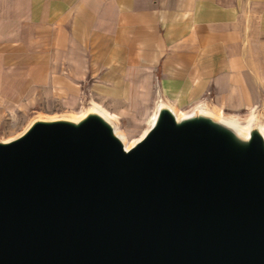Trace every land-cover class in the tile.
Returning <instances> with one entry per match:
<instances>
[{"label":"water","instance_id":"water-1","mask_svg":"<svg viewBox=\"0 0 264 264\" xmlns=\"http://www.w3.org/2000/svg\"><path fill=\"white\" fill-rule=\"evenodd\" d=\"M163 109L125 150L100 116L0 143V264H264V147Z\"/></svg>","mask_w":264,"mask_h":264},{"label":"crops","instance_id":"crops-1","mask_svg":"<svg viewBox=\"0 0 264 264\" xmlns=\"http://www.w3.org/2000/svg\"><path fill=\"white\" fill-rule=\"evenodd\" d=\"M87 85L119 127L163 109L264 121V0H0V117Z\"/></svg>","mask_w":264,"mask_h":264},{"label":"rangeland","instance_id":"rangeland-1","mask_svg":"<svg viewBox=\"0 0 264 264\" xmlns=\"http://www.w3.org/2000/svg\"><path fill=\"white\" fill-rule=\"evenodd\" d=\"M97 105L104 108V106H102L101 103L97 100V98L93 95L88 85L82 88L81 90H79L76 95L70 98H56L51 96L49 92H42L38 95V97H36V99L33 98L31 100H28L24 104L15 106L13 108L11 107L9 110H6L3 113V116L0 117V143H6L18 138L19 136L24 134L36 122H51V121H66V120L69 121V120H76L77 118L78 119L76 122H79L90 115H97L102 117L100 110L96 107ZM177 111L185 112L181 110H177ZM190 112L191 111H189L188 113ZM220 113L222 114L223 120H227V119L231 120L232 122H234V124L242 126L249 123L250 131H257L256 126L259 124L264 125V121L258 120V115L252 111L244 112L241 114H234V115H227L222 113L221 111H216L215 116L216 115L220 116L221 115ZM200 115H202V113H198L197 115L196 114L191 115L182 120L189 119L192 117H197ZM152 117L153 114L150 115L143 122V124H141L143 125V127L140 128H136L135 124L133 125V127H124L125 125L119 127L115 125L116 124L115 119L112 116V114L108 121L104 117L102 118L105 119L109 123V125H111L112 129L116 131L118 134L123 133L122 134L124 137L123 141L126 144L130 145V148H132L138 141H140L139 140L140 135L144 131H147L148 128L151 126ZM216 118L217 117H215L214 119L212 117L211 120L225 127L224 123L217 122ZM227 130L231 133L235 132V129L232 130L228 128ZM246 138L247 137H245L244 135L237 136L239 142H244Z\"/></svg>","mask_w":264,"mask_h":264},{"label":"bare ground","instance_id":"bare-ground-1","mask_svg":"<svg viewBox=\"0 0 264 264\" xmlns=\"http://www.w3.org/2000/svg\"><path fill=\"white\" fill-rule=\"evenodd\" d=\"M99 110H100V113H101V116L102 117H104L107 121L109 120V118L111 117V115H109V114H107V113H105L104 111H102L98 106H96ZM206 107V106H205ZM208 108V107H207ZM85 109V108H84ZM215 110V109H214ZM172 115H173V117H174V119H175V121L177 122V123H180V120H182V119H184V118H186V117H189V116H191V115H193V114H197V113H202V114H205V115H208V116H211V117H213L214 119H215V117H217L216 118V121L217 122H223L224 123V125H225V127H220V129H232V130H234L235 129V132H233L232 133V137L235 139V140H237L238 141V139H237V136L238 135H244L245 137H247L248 136V133H249V131H250V124L249 123H247L246 125H242V126H240V125H237V124H234V122H232L231 120H223V118H222V114L220 115V116H215V114L213 115V114H210V113H208L207 111H204V110H202V109H200V108H197L194 112H190V113H188V111L187 112H178L177 110H175V109H173L172 110ZM81 114H82V112H81ZM78 117V116H77ZM223 117H224V115H223ZM78 119V118H77ZM77 119L76 120H66L67 122H70V123H74V124H77L78 122H76L77 121ZM155 120H156V114H154L153 115V117L151 118V125H153V123H155ZM243 121V120H242ZM246 121H247V119H246ZM111 122V121H110ZM245 124V123H244ZM149 127V126H148ZM233 127H234V129H233ZM252 129V128H251ZM256 129H257V131H258V133H259V135H260V137L262 138V140H263V147H264V125H262V124H259V125H257L256 126ZM121 132V131H120ZM112 133L121 141V143H122V145H123V148L125 149V150H128L129 148H130V145H128V144H126L124 141H123V139H124V137H123V133L122 134H118L116 131H114V130H112ZM146 133H147V131H144L141 135H140V139L139 140H141L145 135H146ZM137 139V138H136ZM241 139H243V138H241ZM133 141V140H132ZM132 141H131V143H132ZM134 143V142H133Z\"/></svg>","mask_w":264,"mask_h":264},{"label":"built area","instance_id":"built-area-1","mask_svg":"<svg viewBox=\"0 0 264 264\" xmlns=\"http://www.w3.org/2000/svg\"><path fill=\"white\" fill-rule=\"evenodd\" d=\"M201 106V104H198V107H200Z\"/></svg>","mask_w":264,"mask_h":264}]
</instances>
